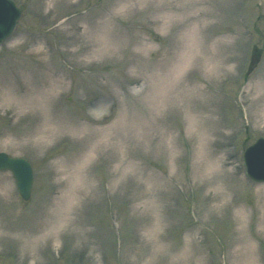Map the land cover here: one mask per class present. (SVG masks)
Masks as SVG:
<instances>
[{"label":"rangeland","instance_id":"1","mask_svg":"<svg viewBox=\"0 0 264 264\" xmlns=\"http://www.w3.org/2000/svg\"><path fill=\"white\" fill-rule=\"evenodd\" d=\"M11 1L0 264H264V0Z\"/></svg>","mask_w":264,"mask_h":264},{"label":"water","instance_id":"2","mask_svg":"<svg viewBox=\"0 0 264 264\" xmlns=\"http://www.w3.org/2000/svg\"><path fill=\"white\" fill-rule=\"evenodd\" d=\"M19 11L8 0H0V41L14 29ZM261 50L252 48L249 70L260 58ZM247 175L255 182H264V139H258L244 151ZM0 170H9L16 181L17 190L23 200H28L32 185L30 165L21 158H9L0 153Z\"/></svg>","mask_w":264,"mask_h":264}]
</instances>
